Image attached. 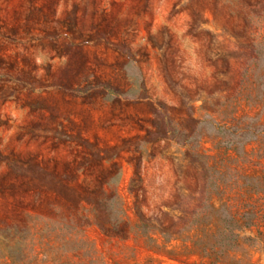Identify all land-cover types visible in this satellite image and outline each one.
<instances>
[{"label":"rangeland","instance_id":"1","mask_svg":"<svg viewBox=\"0 0 264 264\" xmlns=\"http://www.w3.org/2000/svg\"><path fill=\"white\" fill-rule=\"evenodd\" d=\"M263 37L264 0H0V264H264Z\"/></svg>","mask_w":264,"mask_h":264},{"label":"trees","instance_id":"2","mask_svg":"<svg viewBox=\"0 0 264 264\" xmlns=\"http://www.w3.org/2000/svg\"><path fill=\"white\" fill-rule=\"evenodd\" d=\"M262 39H264V37H263ZM73 92H74V93H77V94L81 93L80 90H78V91L74 90Z\"/></svg>","mask_w":264,"mask_h":264}]
</instances>
